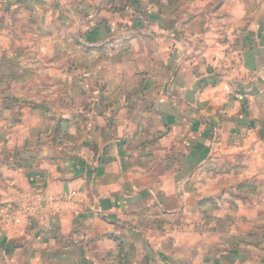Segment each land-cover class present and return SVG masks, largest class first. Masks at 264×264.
Listing matches in <instances>:
<instances>
[{
  "label": "crops",
  "instance_id": "crops-1",
  "mask_svg": "<svg viewBox=\"0 0 264 264\" xmlns=\"http://www.w3.org/2000/svg\"><path fill=\"white\" fill-rule=\"evenodd\" d=\"M141 1L132 4L130 28H153L154 39H96L93 31L110 29L112 19L93 20L84 36L94 38L76 39L90 48L89 62L99 49L127 48L137 66L104 62L80 71L103 89L84 137L57 144L49 161L40 153L18 163L30 165L10 176L2 215L24 193L42 197L33 216L2 226L0 252L12 263L20 255L22 264H243L235 247L207 257L192 238L185 244L166 225L152 228L158 218L188 219L196 189L204 204V190L235 172L228 186L261 189L264 228V0H178L176 7L165 0L164 9ZM228 87L244 98L226 95ZM172 244L185 255L174 259Z\"/></svg>",
  "mask_w": 264,
  "mask_h": 264
},
{
  "label": "rangeland",
  "instance_id": "rangeland-1",
  "mask_svg": "<svg viewBox=\"0 0 264 264\" xmlns=\"http://www.w3.org/2000/svg\"><path fill=\"white\" fill-rule=\"evenodd\" d=\"M134 1L0 0V234L4 223H11L7 221L9 207L3 206V215L1 211L4 204L1 201L9 199L12 191L9 178L13 173L20 174L30 165L28 163L22 167L18 163L40 153L42 156L45 154L46 161H49L57 144L78 136L82 139L88 114L103 99L100 81H87L80 71L104 62L111 63L113 67L137 66L138 61L132 59L131 53L122 52L124 49L130 51L127 48L99 49L96 59L89 62L85 59V52L90 48L84 41L76 42V39L94 38L84 36L94 26L93 20L108 23L111 19L116 25L110 23V29L93 31L92 35L96 39H154L150 36L153 28L148 27L136 33L130 28L129 22L135 17L132 10ZM156 1L164 9L165 0H145L143 5H153ZM168 1H172L174 7L179 3L178 0ZM98 3L105 7L111 5L113 9L116 7L114 15L108 13L110 10L105 7L102 10ZM189 5L192 6L191 3ZM198 30L194 28L193 34ZM156 38L164 39V36ZM140 44L146 50L150 46L147 41H141ZM145 62L139 59V65ZM88 82L95 88L94 91H89ZM224 159L227 161L228 156H214L215 163H222ZM176 161L177 158H172V164ZM232 174L220 187L210 186L204 190L205 195L210 194L209 198H202L205 199L202 201L204 204L199 202L201 198L197 196V190L202 189H196L189 197L188 219H180L179 216L165 222L158 218L152 228L158 231L155 226L160 229L166 225V229H172L173 234L185 244L192 238L191 242L195 245L199 243L207 257L212 254L225 255L230 252V248L235 247L239 251L237 260L243 261V264H263L264 228L260 219L263 211L258 203L261 189L243 185L237 188L228 186L235 176L240 175L239 172ZM38 188L39 184H36L34 191ZM19 189L24 190L21 186ZM188 190L191 193L192 189ZM29 194L24 193V197L16 204L33 206V210L22 217L33 216L39 207V203L34 201H38L41 194ZM173 210L180 212L179 204ZM199 210L204 211L205 215L197 217ZM186 228H189L188 232ZM197 230L202 231L203 236L200 238ZM173 244L170 249L174 259L185 255L184 247L175 250ZM13 258L14 263L5 258L3 251L0 252V264H22L20 255Z\"/></svg>",
  "mask_w": 264,
  "mask_h": 264
},
{
  "label": "built area",
  "instance_id": "built-area-1",
  "mask_svg": "<svg viewBox=\"0 0 264 264\" xmlns=\"http://www.w3.org/2000/svg\"><path fill=\"white\" fill-rule=\"evenodd\" d=\"M232 87L227 88L226 95L234 97L238 100H242L244 98V95ZM32 210H33V206L30 204L27 205V203L10 206L7 212L8 214L7 221L12 223H20L23 218L22 216L31 212ZM26 216L28 217L30 215H26Z\"/></svg>",
  "mask_w": 264,
  "mask_h": 264
}]
</instances>
